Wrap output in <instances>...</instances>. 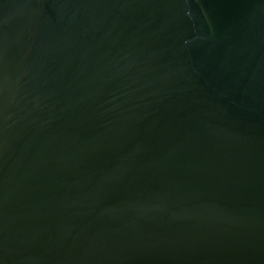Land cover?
I'll list each match as a JSON object with an SVG mask.
<instances>
[{
  "label": "water",
  "instance_id": "obj_1",
  "mask_svg": "<svg viewBox=\"0 0 264 264\" xmlns=\"http://www.w3.org/2000/svg\"><path fill=\"white\" fill-rule=\"evenodd\" d=\"M0 264H264V0H0Z\"/></svg>",
  "mask_w": 264,
  "mask_h": 264
}]
</instances>
